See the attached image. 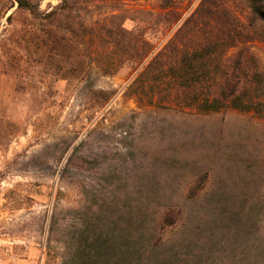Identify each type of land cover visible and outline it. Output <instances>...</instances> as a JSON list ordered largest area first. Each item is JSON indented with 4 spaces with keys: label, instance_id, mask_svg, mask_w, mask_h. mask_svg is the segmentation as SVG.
<instances>
[{
    "label": "rangeland",
    "instance_id": "rangeland-1",
    "mask_svg": "<svg viewBox=\"0 0 264 264\" xmlns=\"http://www.w3.org/2000/svg\"><path fill=\"white\" fill-rule=\"evenodd\" d=\"M39 2L44 14L62 4ZM70 6L88 26L125 11V27L159 47L175 32L146 25L158 0ZM40 23L0 0V264H264V120L141 104L128 95L131 66L105 75L85 45L76 62L66 47L50 51ZM250 47L264 67V43ZM73 67L84 74L68 77ZM173 208L187 217L181 241L155 245Z\"/></svg>",
    "mask_w": 264,
    "mask_h": 264
},
{
    "label": "trees",
    "instance_id": "trees-1",
    "mask_svg": "<svg viewBox=\"0 0 264 264\" xmlns=\"http://www.w3.org/2000/svg\"><path fill=\"white\" fill-rule=\"evenodd\" d=\"M12 1L19 10L32 15L38 12L41 23L34 35L50 51L66 47L76 53L85 45L83 56L105 75L131 66L135 76L128 95L141 104L200 114L233 109L264 120V67L250 47L255 42L264 43V0H199L193 8L195 0H158L163 12L146 25L151 28L160 24L169 32L175 31L160 47L147 38L144 30L125 27L130 19L125 11L114 10L88 26L76 20L82 9L71 7L72 0H61L62 4L48 14L40 13L38 0ZM232 49L237 52L230 54ZM79 57L76 53L73 61ZM81 73L73 67L67 75ZM204 183L195 182L189 199L199 196ZM186 218L181 208L165 211L158 221L154 244H164L170 236H174L173 241H181ZM135 241L137 247L144 245L139 236ZM175 258L185 264L193 262ZM136 264L154 263L143 257Z\"/></svg>",
    "mask_w": 264,
    "mask_h": 264
}]
</instances>
